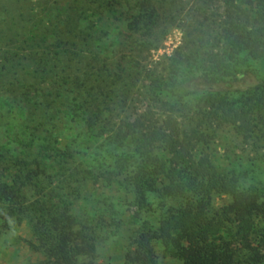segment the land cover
<instances>
[{"label":"trees","instance_id":"trees-1","mask_svg":"<svg viewBox=\"0 0 264 264\" xmlns=\"http://www.w3.org/2000/svg\"><path fill=\"white\" fill-rule=\"evenodd\" d=\"M98 5L128 8L126 29L137 57L157 49L161 15L154 0ZM169 7L183 15L184 39L167 65L150 72L152 83L140 94L155 112L137 114L129 106L139 73L122 83L99 52L81 56L79 46L98 49L107 33L81 29L79 17L67 18L66 41L47 44L44 34L24 39L20 57L0 51V91L30 105L24 115L30 124L14 137L22 152L0 162V227L8 229L11 219L25 221L32 233L27 246L44 257L41 264H95L94 228L72 206L79 185L100 181L126 189L147 212L159 210L154 225L133 235L125 264H158L155 244L179 264H259L264 188L241 187L237 175L216 168L199 147L228 126L264 145V82L223 89L248 73L252 61H264V0H170ZM186 74L194 79L189 82ZM179 87L182 97L196 98L193 105L181 103L174 92ZM43 91L42 103L33 101ZM67 93L76 95L71 117L87 135L103 138L90 165L75 166L71 144L61 147L42 122ZM167 93L174 99H165ZM37 114L41 122H35ZM223 184L230 205L215 209L208 204ZM27 188L34 190L30 200Z\"/></svg>","mask_w":264,"mask_h":264},{"label":"rangeland","instance_id":"rangeland-1","mask_svg":"<svg viewBox=\"0 0 264 264\" xmlns=\"http://www.w3.org/2000/svg\"><path fill=\"white\" fill-rule=\"evenodd\" d=\"M169 1L154 0L161 15L154 33L159 43L155 45L157 49L137 57L134 41L126 29V18L131 12L125 6L100 7V0H0V51L8 50L20 57L24 39L44 34L47 44L61 39L66 41L68 37L64 33V26L67 18L79 17L78 27L81 29H97L107 33L102 37L98 49L79 46L81 56L89 58V52H99V60L105 63L112 74L119 76L122 83L130 82L128 77L139 73L137 80H133L135 86L129 106L137 114L155 112L156 107L149 102V98L140 94L152 83L150 72L156 67L161 70L167 65L168 59L182 46L184 39L183 15L175 13L169 7ZM61 32L63 34L59 35ZM12 34L19 38L11 40ZM187 78L189 82L191 78L194 79L193 75ZM260 82H264V61H252L248 73L224 83L223 89L229 92L243 90ZM33 92L30 90V96H33ZM174 92L179 97L183 96L182 87ZM38 94L39 98L34 97L33 101L38 99L36 102L40 104L45 92ZM166 95L165 99L172 97L168 93ZM75 96L74 93H67L65 100L58 101L48 111L47 122H42L61 147L71 144L75 153V166L90 165L103 138L95 139L87 135L86 128L77 118L71 117L69 107L76 104V101H71ZM195 102L196 98L192 96L181 99L182 104L193 105ZM29 106L20 97L11 99L8 93L0 91V162L3 164L10 156L19 155L23 150L14 137L30 124L24 117ZM34 118L35 122H41L38 114ZM200 149L209 155L216 168L237 175L241 187L264 188V145L255 144L252 139L242 135L237 126L216 129L201 143ZM79 186L80 196L73 201L72 213L81 220L90 221L94 228L97 254L95 264H125V255L133 235L150 224L154 225L159 218V210L154 208L152 212H147L139 208L134 204L129 191L116 184L108 185L100 181ZM227 188L225 184L220 185L208 205L215 209L229 207L231 200ZM25 192L29 200L33 198V189L27 188ZM8 224L6 230L0 227V264L43 263L44 257L27 246V242L32 240L29 225L25 221L18 224L14 219ZM154 249L158 264H179L165 256L160 245L155 244ZM256 253L259 264H264L263 248H257Z\"/></svg>","mask_w":264,"mask_h":264}]
</instances>
